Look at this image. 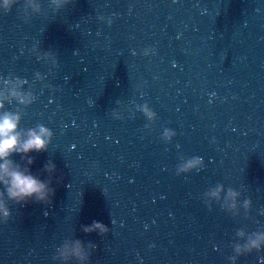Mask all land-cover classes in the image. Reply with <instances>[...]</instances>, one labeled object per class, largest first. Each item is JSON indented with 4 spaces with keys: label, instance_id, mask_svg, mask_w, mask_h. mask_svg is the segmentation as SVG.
Wrapping results in <instances>:
<instances>
[{
    "label": "water",
    "instance_id": "1",
    "mask_svg": "<svg viewBox=\"0 0 264 264\" xmlns=\"http://www.w3.org/2000/svg\"><path fill=\"white\" fill-rule=\"evenodd\" d=\"M37 2L0 11V92L20 130L53 131L11 159L55 193L5 195L0 264H264V243L236 251L264 235V0Z\"/></svg>",
    "mask_w": 264,
    "mask_h": 264
},
{
    "label": "clouds",
    "instance_id": "2",
    "mask_svg": "<svg viewBox=\"0 0 264 264\" xmlns=\"http://www.w3.org/2000/svg\"><path fill=\"white\" fill-rule=\"evenodd\" d=\"M17 2L19 0H0V11L6 12L10 10ZM54 2L57 8H65L71 0H54ZM27 4L33 10H39L37 0H27ZM149 51L152 55L156 54L155 48H146L144 54L148 55ZM5 83L7 84L8 82L5 81ZM17 87L11 90L10 95L21 105L32 103V97L24 92L18 91ZM6 99L7 97L0 92V184L4 186V191L0 192V223H6L11 216V211L5 203V195H7L8 199L14 200L16 204H23L30 200L40 203H50L55 193V189L51 187L50 182L39 179L31 174L29 170H20L19 167L14 166V162L11 159L14 153L27 156L30 152L39 153L45 151L52 142L54 136L53 131L43 124L38 125L36 128H30L26 132L20 130L21 117L19 113L4 111ZM142 111L149 120L155 118L156 113L148 105H144ZM116 118L119 119L121 117L117 116ZM174 135V131L165 129L163 138L169 140ZM27 162L29 165L34 162L31 156H28ZM201 163V158H192L183 166L182 170L188 171L194 169ZM45 171L55 173V163L50 161L45 166ZM221 190L218 187L210 195L219 197ZM236 196L237 193L232 191L228 192L229 198L234 199ZM94 230H99L102 234L109 231L107 227L98 222L85 228V231ZM262 243H264V235H257L255 239L250 238L247 244L243 246V249L238 245L236 251L240 253L241 251L259 249ZM90 247L94 246L90 245ZM70 255L81 261L88 259V254L85 252L80 241L75 242V246L71 249Z\"/></svg>",
    "mask_w": 264,
    "mask_h": 264
}]
</instances>
